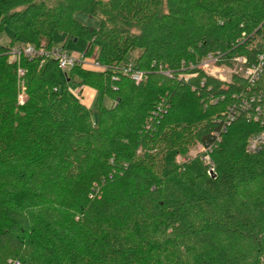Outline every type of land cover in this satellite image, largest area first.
Listing matches in <instances>:
<instances>
[{"label":"trees","instance_id":"1","mask_svg":"<svg viewBox=\"0 0 264 264\" xmlns=\"http://www.w3.org/2000/svg\"><path fill=\"white\" fill-rule=\"evenodd\" d=\"M93 9L94 25L75 18ZM4 29L0 264H264V148L246 152L263 128L243 111L226 121L242 78L224 85L196 68L209 53L254 64L264 0H0ZM74 39L105 71L7 62L15 45ZM81 85L95 92L92 109L71 94ZM254 91L264 92V66ZM197 145L210 148L209 165L202 152L187 157Z\"/></svg>","mask_w":264,"mask_h":264},{"label":"built area","instance_id":"2","mask_svg":"<svg viewBox=\"0 0 264 264\" xmlns=\"http://www.w3.org/2000/svg\"><path fill=\"white\" fill-rule=\"evenodd\" d=\"M262 47V52L258 55L256 62L251 66H246V59L242 56H237L231 59L232 65L219 64V53H209L207 54L196 66V68L203 73L205 76L210 77L220 83L226 85L230 84L235 77H240L244 82H246V93H242L240 96L235 94L232 99L237 100L239 98V104L228 106L225 114L227 123L233 121L234 118L240 113H246V120L258 123L263 131L254 135H251L246 142V152L253 154L264 148V92H253L254 84L259 80L264 66V34L260 39H258ZM23 56L28 59H33L37 57H44L46 59H52L57 62L58 68L63 72H68L74 66H84L81 63H85V57L82 55L80 57H73L67 54L61 47H53L49 50H37L32 45L25 44L21 46H13L10 48L8 53V64H13L18 62L19 57ZM91 66L100 70V72L105 71L106 67L98 64L94 58L91 59ZM194 66H191V69ZM122 73L127 76L133 83L139 84L143 80V74L134 71L130 68H126ZM17 74L22 75L21 69H17ZM113 81H117L116 77L112 78ZM86 86H78L75 98L78 99L83 105L85 100V90ZM225 131V127L221 129V132ZM207 150L201 149L204 153L202 157L203 163L206 165L210 164V159ZM188 162L187 159H182V163ZM7 264H19L17 261H8Z\"/></svg>","mask_w":264,"mask_h":264},{"label":"rangeland","instance_id":"3","mask_svg":"<svg viewBox=\"0 0 264 264\" xmlns=\"http://www.w3.org/2000/svg\"><path fill=\"white\" fill-rule=\"evenodd\" d=\"M95 1H97V0H95ZM100 1L105 2L107 0H100ZM42 2L45 3L47 6L52 7V6L59 5L61 0H42ZM92 11H93L94 17L96 19L95 18L88 19L87 17H85L83 15H76V14H75V18L78 19L82 23H86V24H89V25H94L95 22L97 21V19L98 18H102V17L97 13V9H93ZM10 39H11L10 32L7 29H4L3 32L0 34V44L5 46V45L8 44ZM86 47H87V43L85 41H83V40H77L76 42H74V40L73 41L69 40V41H67L64 44V48L63 49L70 56L80 57V56H82L84 54V51L86 50ZM92 58H93V56H90V57L85 56V63H81L84 66L83 67L79 66V65H76V66H79L80 68H82L84 70L93 71V72H99L100 73V70H98L97 68L92 67L90 65L91 64L90 61H91ZM76 66H74V67H76ZM70 91H71V94L75 96V94L77 92V87H71ZM25 99H26L25 88L23 87V85H21V86H19V94H18V97H17L18 104L22 105L24 103ZM104 105L106 107H111L112 106V102L110 100H105L104 101ZM88 109H92V106H89ZM200 152H201V148L197 145L196 147L191 148V150L187 154V157L190 158V159L195 158ZM182 159L183 158L178 157V162L177 163L182 164Z\"/></svg>","mask_w":264,"mask_h":264},{"label":"crops","instance_id":"4","mask_svg":"<svg viewBox=\"0 0 264 264\" xmlns=\"http://www.w3.org/2000/svg\"><path fill=\"white\" fill-rule=\"evenodd\" d=\"M84 95H85V100L83 103L88 108L89 106H92L94 102L95 92L87 87Z\"/></svg>","mask_w":264,"mask_h":264},{"label":"water","instance_id":"5","mask_svg":"<svg viewBox=\"0 0 264 264\" xmlns=\"http://www.w3.org/2000/svg\"><path fill=\"white\" fill-rule=\"evenodd\" d=\"M74 42H76V39H74Z\"/></svg>","mask_w":264,"mask_h":264}]
</instances>
